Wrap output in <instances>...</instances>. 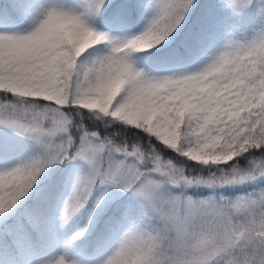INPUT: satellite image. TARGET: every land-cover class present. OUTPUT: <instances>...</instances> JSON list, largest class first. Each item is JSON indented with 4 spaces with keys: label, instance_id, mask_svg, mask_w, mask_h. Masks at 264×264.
<instances>
[{
    "label": "snow or ice",
    "instance_id": "6c2138e0",
    "mask_svg": "<svg viewBox=\"0 0 264 264\" xmlns=\"http://www.w3.org/2000/svg\"><path fill=\"white\" fill-rule=\"evenodd\" d=\"M31 9L32 0H0V27ZM101 9L127 18L137 0H85L79 10L53 2L30 30L0 31V125L48 138L44 157L0 171V213L43 168L79 158L90 170L77 178L66 216L97 182L138 193L152 212L154 222L133 225L103 264H264V0H159L145 29L126 39L93 26ZM216 29L228 38L195 71L155 74L136 64L148 48L144 55L178 64ZM101 42L105 50L81 59ZM86 118L123 125L134 138L104 135ZM243 184L256 187L218 191ZM194 186L210 192L189 194Z\"/></svg>",
    "mask_w": 264,
    "mask_h": 264
},
{
    "label": "rangeland",
    "instance_id": "374dc122",
    "mask_svg": "<svg viewBox=\"0 0 264 264\" xmlns=\"http://www.w3.org/2000/svg\"><path fill=\"white\" fill-rule=\"evenodd\" d=\"M53 2L66 8H73L76 10H79L80 6L84 3L82 0H32V9L24 19L13 27H0V31L25 32L30 30L43 18L45 12ZM158 3L159 0H137L138 11H136L134 17L130 20L125 18L116 19L109 14L101 16L98 13L93 18L92 24L96 29L103 31L112 37L120 39L130 38V36L136 35L145 29L155 15L156 5ZM228 35L229 34L223 29H216L215 34L206 39L200 48L186 54L178 64L170 60L169 62L165 61L153 65L144 63L145 66H142L143 62L139 60H142L143 58L137 60L135 57V61L139 67L155 74L184 71L192 72L208 62L213 53L226 42ZM0 128L5 134H12L17 137L19 142L21 141L23 144L31 145L33 150L38 152V157L42 158L45 156L47 151L45 145L48 143L47 137L37 140L31 135L21 136L2 125H0ZM52 139L53 142H59L61 137L57 136ZM23 154L24 153L22 152L19 154L12 153L10 155L0 153V171L20 165V160L23 158ZM62 161H55L40 171L35 181L38 183L36 190L43 186L45 181L47 182L49 177L57 171V168L61 166ZM67 163L68 171L64 174L63 182L61 184V192L58 195L54 206L50 209L51 214L46 217L45 224L42 228L43 232L49 237L47 236V238H44L41 241L42 246L39 248L40 253L38 252V247L32 245L29 240V235L25 231L26 226L19 224L13 228V230L18 237L17 242L20 247L14 251V253H5L0 256V264H50V262H54L60 258H63L66 264H103V261L118 246L120 240L133 225L139 224L144 226L154 222L151 219L152 212L150 206L138 193L132 190L122 189L116 185H105L97 182L93 187L91 195L84 203L85 208L83 210L82 218H87L89 214H92L98 209L101 210V212H104L109 204H114L118 201L117 197L128 194L138 198L137 204H140V207L142 208L140 210H142L143 216H138V214H136L138 211H133L131 214L123 212L121 218L115 220L113 225L109 227V232L103 245H100L88 255L74 253L67 242L69 233L64 229V226L67 223L65 222L66 215L64 214V207L72 194L77 178L89 172L90 169L89 165L79 158L70 159ZM172 191L179 192L178 188L175 187ZM80 224L81 222L78 220L70 227V229L77 230L78 225Z\"/></svg>",
    "mask_w": 264,
    "mask_h": 264
},
{
    "label": "trees",
    "instance_id": "16d2710c",
    "mask_svg": "<svg viewBox=\"0 0 264 264\" xmlns=\"http://www.w3.org/2000/svg\"><path fill=\"white\" fill-rule=\"evenodd\" d=\"M82 1L85 2V0ZM99 14L105 16V14L107 15L108 13L104 9H101ZM133 17L134 15L125 19L130 20ZM245 35H252L251 28L246 30V32L241 31L237 33L236 38L243 39ZM132 36H130V38ZM169 40H171V37ZM104 43L105 42H101L99 45L92 46V48L86 50L85 53L82 54L81 59L86 58L89 51H92L95 54L96 50H105ZM155 47L159 48V45ZM153 51L154 48L142 49L135 53V57L137 60L143 58L142 60H139L143 62L142 66H145L144 63L153 65L170 61V58L167 56H146L143 54L145 52L151 53ZM0 95L3 94L0 93ZM85 123L89 128H96L104 135H115V138L118 140L127 137L128 141L131 142L134 138L133 133L135 130L130 131L125 129L123 132H120L119 130L124 127L120 124L105 125L102 120L96 118H86ZM72 131L78 133L77 129H73ZM165 151L173 157L177 156L176 153L170 152V150ZM20 152L24 153L23 158L20 160L21 164L38 158V152L33 150L31 145L23 144L21 141L19 142L17 137L12 134H5L0 128V153L10 155L12 153L19 154ZM69 160V158H65L62 161L61 166L57 168V171L53 173L47 182L45 181V184H43L38 190H36L38 183L34 182L27 193L21 197L12 208L6 210L4 213H0V256L5 253H14V251L19 249L20 246L17 242L18 237L13 230V228L19 224L26 226L25 231L29 235V240L32 245L38 247L37 249L40 253L39 248L42 246L41 241L48 236L43 232L42 228L45 224L46 217L50 215V209L54 206L55 201L61 192V184L63 182L64 174L68 171L67 162H69ZM188 163L191 164L192 162L189 161ZM255 187L256 185L254 184H243L225 186L218 191L224 195L235 196L252 191ZM178 190L180 191L179 188ZM186 191L194 196H206L209 194L210 189L203 186H194L186 189ZM117 198L118 201L114 204H109L104 212H101V210L98 209L92 214H89L87 218H82L83 210L85 208L83 204V206L75 213L66 216L65 222L67 223L64 226V229L69 233L67 242L74 253L88 255L100 245H103L105 243L104 240L108 235L109 227L113 225L115 220L121 218L123 212L131 214L133 211H138L136 214H138V216H143L142 210H140L142 208L140 207V204H137L138 198H136V196L128 194L120 195ZM78 220L81 224L78 225L77 230L70 229V227ZM81 231H83V234L78 235Z\"/></svg>",
    "mask_w": 264,
    "mask_h": 264
}]
</instances>
